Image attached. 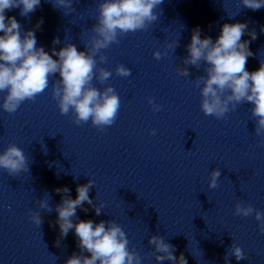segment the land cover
<instances>
[{
    "label": "water",
    "instance_id": "1",
    "mask_svg": "<svg viewBox=\"0 0 264 264\" xmlns=\"http://www.w3.org/2000/svg\"><path fill=\"white\" fill-rule=\"evenodd\" d=\"M55 2L41 0L28 17L19 8L5 15L21 24L22 36L33 30L37 47L50 55L68 43L86 51L103 0H73L74 11ZM155 11L158 19L146 29L119 36V43L95 56L97 68L112 75L103 84L94 78L93 86L101 91L111 86L120 98L112 126L104 131L91 121L78 126L71 111L61 114L52 94L59 73L15 113L0 108V153L15 144L29 162V170L17 176L0 168V264H65L73 254L90 255L78 247L74 230L62 237L56 223L62 197L75 199L77 185L89 180L92 204L78 207L73 223L116 222L141 264H175L156 259L166 253L149 243L152 236L174 245V255L183 254L187 264H225L233 243L245 259L230 256L228 264H264V233L255 215L234 214L238 202L264 212V136L255 134L252 105L239 104L223 119L205 115L195 84L206 76L205 63L184 64L194 28L215 41L224 23L240 22L247 25L242 40L253 54L246 68L258 69L264 61V7L253 11L242 0H163ZM120 64L131 69L130 76L116 75ZM184 68L187 76L180 74ZM5 94L0 92V104ZM149 98L162 109L154 112ZM217 168V187L210 188V172ZM64 187L68 193L55 191ZM35 214L40 226L31 219Z\"/></svg>",
    "mask_w": 264,
    "mask_h": 264
},
{
    "label": "clouds",
    "instance_id": "2",
    "mask_svg": "<svg viewBox=\"0 0 264 264\" xmlns=\"http://www.w3.org/2000/svg\"><path fill=\"white\" fill-rule=\"evenodd\" d=\"M40 3L41 0H0V92L6 93L0 108L9 114L15 113L24 101H34L38 94L48 88L50 75L59 73L60 79L53 86L52 94L60 113L66 115L71 111L76 125L91 121L93 127L104 131L116 121L120 98L111 86L102 91L93 86L94 78L103 84L112 75L104 68H97L95 56L101 49L119 43V36L144 30L156 21L158 15L155 9L163 0H103L98 5L99 14L92 27L94 35L90 38V47L85 45L87 50L79 51L76 45L68 43L59 51L53 48L51 55L43 47H37L33 30H28L22 36L21 24L15 17L5 15L6 10L19 8V14L28 17ZM72 3L73 0H56L54 6L74 11ZM242 4L253 11L264 7L260 0H242ZM41 22L36 26L39 27ZM246 29L245 23H224L219 36L213 41L209 36L201 38L199 27L194 28L184 64L199 66L201 61L205 63L206 76L199 77L195 82L200 88V108L205 115L223 119L237 105L249 103L252 105L255 134L264 136V61H261L258 69L247 70L248 58L253 54L249 50V41L242 40ZM250 35L255 39L254 33ZM54 43H59V40ZM153 55L159 60L162 54L156 51ZM53 56L58 59H53ZM100 61L106 62L107 57L102 55ZM115 72L120 77L131 75V69L123 64L118 65ZM180 74L187 76V68L181 69ZM148 103L154 112L162 109L152 98L148 99ZM155 132L153 129L150 134L155 135ZM261 146H264V141ZM0 168L11 176L27 172L29 162L24 150L9 144L0 153ZM220 175L218 168L210 172V188L217 187ZM92 186L91 180L87 184L77 185L76 198L62 197L61 204L56 206V223L60 235L66 237L69 230H74L79 241L78 247L90 254L83 257L73 254L65 264H141L139 255L128 250L129 241L116 222L102 220L94 223L88 219L73 223L76 209L85 202L92 204L88 194ZM55 191L68 193L69 189L57 188ZM41 207H47V203L42 202ZM95 211L96 215H100L99 207ZM234 214L243 217L254 214L260 232L264 233V212L254 209L250 204L238 202ZM31 219L37 226L43 223L39 214L32 215ZM149 243L155 244L157 251L166 253V256H157L158 261L168 259L175 264H187L184 255L177 258L174 255L175 246L165 243L162 238L152 236ZM230 256H234L237 261L245 259L241 247L234 243L225 255V264H228Z\"/></svg>",
    "mask_w": 264,
    "mask_h": 264
}]
</instances>
